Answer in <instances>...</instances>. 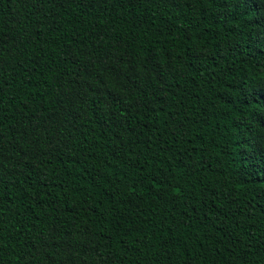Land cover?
<instances>
[{"label":"trees","instance_id":"16d2710c","mask_svg":"<svg viewBox=\"0 0 264 264\" xmlns=\"http://www.w3.org/2000/svg\"><path fill=\"white\" fill-rule=\"evenodd\" d=\"M0 264H264V0H0Z\"/></svg>","mask_w":264,"mask_h":264}]
</instances>
